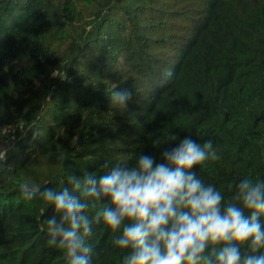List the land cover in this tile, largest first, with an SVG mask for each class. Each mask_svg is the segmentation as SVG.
Masks as SVG:
<instances>
[{
  "label": "trees",
  "instance_id": "16d2710c",
  "mask_svg": "<svg viewBox=\"0 0 264 264\" xmlns=\"http://www.w3.org/2000/svg\"><path fill=\"white\" fill-rule=\"evenodd\" d=\"M80 2L89 27L75 25ZM65 40L69 57L55 53ZM10 105L28 110L0 163V264H68L42 229L53 209L20 184L70 188L67 173L99 179L141 154L159 163L185 137L218 149L194 169L206 183L264 180V0H0V125ZM112 241L94 226L92 264H122Z\"/></svg>",
  "mask_w": 264,
  "mask_h": 264
},
{
  "label": "clouds",
  "instance_id": "9594fccd",
  "mask_svg": "<svg viewBox=\"0 0 264 264\" xmlns=\"http://www.w3.org/2000/svg\"><path fill=\"white\" fill-rule=\"evenodd\" d=\"M172 76L168 69L162 83ZM130 95L113 91L111 102L125 107ZM219 159L212 140L185 137L165 148L159 163L141 154L133 167L115 166L99 179L67 173L70 188L27 182L19 188L26 201L38 197L53 209L42 229L68 264H92L88 241L101 224L124 253L122 264H264V180L244 177L221 190L194 170Z\"/></svg>",
  "mask_w": 264,
  "mask_h": 264
},
{
  "label": "rangeland",
  "instance_id": "374dc122",
  "mask_svg": "<svg viewBox=\"0 0 264 264\" xmlns=\"http://www.w3.org/2000/svg\"><path fill=\"white\" fill-rule=\"evenodd\" d=\"M78 6L81 11V18L75 23V25L80 26V27L81 26L89 27V23L92 20V14L90 13L91 8L87 7L83 2H80ZM74 29H75V26H73L72 28H69V33L70 34L75 33ZM68 47H69V40H65L60 45L56 46L55 53L57 54L64 53L66 57H69L70 52L68 51ZM14 96H16L18 100L22 98V96H19L16 94H14ZM16 107L17 105H10L12 117L8 122H4L3 124L0 125V132H1L2 139L7 140V141H9L13 135H16L18 133L20 126H18V129L16 130L14 123L15 121L24 123V121L21 118L23 114L25 113V111L28 110V107H24L23 111H21V109H17Z\"/></svg>",
  "mask_w": 264,
  "mask_h": 264
},
{
  "label": "built area",
  "instance_id": "2783aa9c",
  "mask_svg": "<svg viewBox=\"0 0 264 264\" xmlns=\"http://www.w3.org/2000/svg\"><path fill=\"white\" fill-rule=\"evenodd\" d=\"M17 140H18V138L15 137L14 135L11 137V139L9 141L4 140V139H2L1 132H0V150H3V149L7 150L10 142L15 143ZM1 162H3V161H0V163Z\"/></svg>",
  "mask_w": 264,
  "mask_h": 264
}]
</instances>
